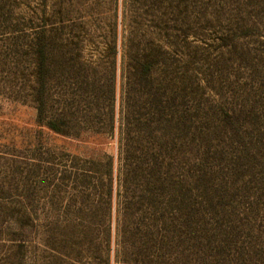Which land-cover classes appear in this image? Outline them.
Returning <instances> with one entry per match:
<instances>
[{
	"label": "rangeland",
	"instance_id": "obj_1",
	"mask_svg": "<svg viewBox=\"0 0 264 264\" xmlns=\"http://www.w3.org/2000/svg\"><path fill=\"white\" fill-rule=\"evenodd\" d=\"M0 264H264V0H0Z\"/></svg>",
	"mask_w": 264,
	"mask_h": 264
}]
</instances>
